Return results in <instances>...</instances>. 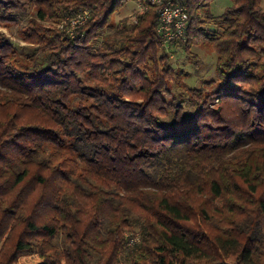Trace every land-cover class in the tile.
I'll list each match as a JSON object with an SVG mask.
<instances>
[{"label": "trees", "instance_id": "16d2710c", "mask_svg": "<svg viewBox=\"0 0 264 264\" xmlns=\"http://www.w3.org/2000/svg\"><path fill=\"white\" fill-rule=\"evenodd\" d=\"M128 1L0 0V264H264L262 0Z\"/></svg>", "mask_w": 264, "mask_h": 264}, {"label": "rangeland", "instance_id": "374dc122", "mask_svg": "<svg viewBox=\"0 0 264 264\" xmlns=\"http://www.w3.org/2000/svg\"><path fill=\"white\" fill-rule=\"evenodd\" d=\"M231 4L232 0H211L209 9L213 15H219ZM262 6L264 8V0H262ZM143 8L144 5H142L139 0H129L124 7L114 14L112 22L116 26L123 17H128L130 20H133L136 11ZM85 15L86 11L83 13L82 17L78 16L75 18L74 22L76 23L78 20H83ZM12 27L13 33H11V38L15 42L23 44L24 42L21 41L19 34H17L18 26ZM0 28L7 32L4 27ZM194 52L197 56V62L194 61V58L188 57L181 49L175 48L170 53L172 54L173 65L187 72V76L184 77V80L191 86H200L204 80L216 76V56L214 52L209 51L208 48H204L203 46L195 47Z\"/></svg>", "mask_w": 264, "mask_h": 264}, {"label": "built area", "instance_id": "2783aa9c", "mask_svg": "<svg viewBox=\"0 0 264 264\" xmlns=\"http://www.w3.org/2000/svg\"><path fill=\"white\" fill-rule=\"evenodd\" d=\"M152 4L161 5L159 8L157 30L168 39L180 36L185 32L188 13L182 5L164 4L163 0H147Z\"/></svg>", "mask_w": 264, "mask_h": 264}]
</instances>
